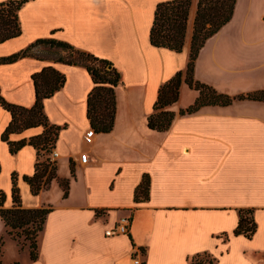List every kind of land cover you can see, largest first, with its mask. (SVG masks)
I'll use <instances>...</instances> for the list:
<instances>
[{"label": "crops", "instance_id": "crops-1", "mask_svg": "<svg viewBox=\"0 0 264 264\" xmlns=\"http://www.w3.org/2000/svg\"><path fill=\"white\" fill-rule=\"evenodd\" d=\"M161 1L30 0L20 9L22 34L1 43L0 56L52 36L110 59L123 82L116 88L113 129L95 132L88 144L87 98L94 83L84 67L32 57L0 65L1 94L27 107L35 102L33 73L52 65L66 75L65 85L44 100L49 122L62 129L55 143L57 178L37 195L23 179L35 171L37 150L26 145L10 152L2 133L12 117L0 104L4 207L13 206L17 173L23 207L51 208L35 261L28 246L21 249L7 233L0 215L2 264H135V258L142 264H264V101L235 99L181 114L199 96L183 82L178 101L169 106L175 112L170 127L151 129L148 117L160 86L187 69L199 0H192L180 52L151 43ZM194 77L235 97L264 89V0H236L231 20L199 51ZM41 132L29 128L10 139ZM144 175L150 177L149 199L136 201ZM64 179L70 181L67 197ZM247 208L254 209L257 223L252 238L234 234L239 210ZM125 215L132 218L129 233L106 235Z\"/></svg>", "mask_w": 264, "mask_h": 264}, {"label": "trees", "instance_id": "trees-1", "mask_svg": "<svg viewBox=\"0 0 264 264\" xmlns=\"http://www.w3.org/2000/svg\"><path fill=\"white\" fill-rule=\"evenodd\" d=\"M30 0H4L0 2V44L22 34L19 11ZM192 0H166L157 4L154 20L150 31L151 43L156 47H164L180 52L183 50L185 34ZM236 0H199L195 18L194 33L187 69L178 71L159 88L158 98L153 106V112L148 117V126L153 130H167L175 112L169 106L178 101L183 82L199 91L196 101L187 108L181 109V114L196 112L204 105H229L235 99H255L264 101V89L238 97L219 93L210 85L197 81L194 77L195 62L199 51L206 40L217 33L233 16ZM32 57L38 60H50L68 65L84 67L90 74L94 86L87 98V116L95 132H110L115 124L116 88L123 82L122 73L113 61L100 57L90 51L80 49L72 43L55 37H43L34 40L24 48L10 55L0 56V65L9 64L19 59ZM35 88V102L31 107L7 101L1 94L0 104L10 112L11 121L2 133L3 141L9 145L12 154L17 153L26 145H32L37 150L35 171L32 175H24L23 179L33 194L50 188L57 178L56 166H50L48 160H43L44 152H50L58 139L61 126L49 122L44 110V100L53 96L66 82V75L54 66L48 65L32 74ZM41 127L42 132L30 138L18 141L10 139L13 133H21L29 128ZM71 173L75 175L72 165ZM18 174L12 173L13 206L4 207L5 193L0 194V215L7 226V233L20 244L21 249L28 246L31 260L39 257L38 238L43 231L50 207L25 208L22 205ZM69 179L61 180L68 196ZM150 177L144 175L135 190V200L149 199ZM103 212L96 211L97 215ZM257 230L254 209H240L239 221L234 229L235 235H245L252 238ZM23 237V241L21 238ZM27 242V243H25ZM5 236H0V264H2ZM142 252H145L142 249ZM191 264H213L193 260Z\"/></svg>", "mask_w": 264, "mask_h": 264}, {"label": "built area", "instance_id": "built-area-1", "mask_svg": "<svg viewBox=\"0 0 264 264\" xmlns=\"http://www.w3.org/2000/svg\"><path fill=\"white\" fill-rule=\"evenodd\" d=\"M95 130L93 128L88 129V131L84 135V141L88 144H91L94 140ZM59 152L56 150L55 147L51 149L50 152H44L42 157L43 160H48L50 166H56V161L59 158ZM88 158L87 153H82L80 159L82 162H86ZM131 215L122 216L118 223L111 229H107L105 231L106 235L112 236L117 234H128L131 226ZM135 264H142L139 258L134 259Z\"/></svg>", "mask_w": 264, "mask_h": 264}, {"label": "rangeland", "instance_id": "rangeland-1", "mask_svg": "<svg viewBox=\"0 0 264 264\" xmlns=\"http://www.w3.org/2000/svg\"><path fill=\"white\" fill-rule=\"evenodd\" d=\"M21 241L24 242V241H23V237L21 238ZM25 243H27V242H25ZM26 246H27V245H26ZM24 247H25V246H24ZM9 257H10V253H8V254L6 255V258H4V259L6 260V259H8Z\"/></svg>", "mask_w": 264, "mask_h": 264}]
</instances>
